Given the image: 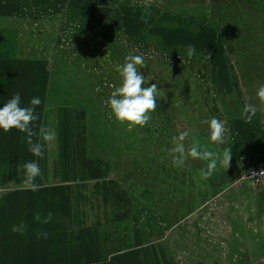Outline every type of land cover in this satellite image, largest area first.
<instances>
[{"label":"rangeland","instance_id":"obj_1","mask_svg":"<svg viewBox=\"0 0 264 264\" xmlns=\"http://www.w3.org/2000/svg\"><path fill=\"white\" fill-rule=\"evenodd\" d=\"M220 3L213 10L209 0H33L23 18L40 69L34 79L48 86L54 141L71 127L73 162L103 166L112 210L101 232L104 259L151 242L164 264H264V196L239 189L244 167L221 163L225 142L213 143L208 126L235 107L222 91L227 79L238 84L241 68H264V0ZM128 55L144 58V86L159 89L150 120L131 129L108 104ZM243 79L264 85L262 72ZM52 144L44 160L54 163ZM180 144L183 152L174 151Z\"/></svg>","mask_w":264,"mask_h":264},{"label":"crops","instance_id":"obj_2","mask_svg":"<svg viewBox=\"0 0 264 264\" xmlns=\"http://www.w3.org/2000/svg\"><path fill=\"white\" fill-rule=\"evenodd\" d=\"M209 5L216 10L217 5L224 3L209 0ZM226 7L218 10L226 12ZM33 8V0H0V107L16 93L20 94L21 107L30 106V100L39 97L41 103L35 106L38 119L30 125L34 133L31 140L43 146V155L35 156L29 151L26 133L0 129V264H164L159 249L155 248L158 244L151 242L104 259L101 232L111 226L112 210L103 166L93 161L73 162L76 143L72 142L71 127L67 132L65 129L57 132V142L43 140L41 128L49 131L48 86H41L39 77L34 79V68L38 75L40 69L32 63L33 56L27 50L31 36L28 33L26 39L21 31L23 18ZM243 10L253 11L239 5L238 11ZM210 14L213 19L223 16L215 18L213 11ZM259 58L255 53V59ZM256 66L241 68L240 82L234 84L232 79H227L222 89L229 103L234 100L226 105L235 107L225 108L227 114L222 122L225 148L236 166L247 167L264 158V103L256 95L257 86L243 79L261 72L264 75V68L255 70ZM249 104L257 112L246 123L242 109ZM58 123L59 127L64 126L62 121ZM52 143L57 150L54 163L44 160ZM29 161L36 162L40 168L35 180L39 185L37 190L28 189L23 183V165ZM239 189L264 196V183L256 190L248 185ZM14 227L18 230L13 231Z\"/></svg>","mask_w":264,"mask_h":264},{"label":"clouds","instance_id":"obj_3","mask_svg":"<svg viewBox=\"0 0 264 264\" xmlns=\"http://www.w3.org/2000/svg\"><path fill=\"white\" fill-rule=\"evenodd\" d=\"M187 56L191 58L195 54V49L189 46L186 49ZM211 54L209 53V56ZM139 66V68H138ZM145 67L144 58L140 55H128L125 57V62L122 65L117 66V71L121 76V85L116 87L112 91L108 104L115 119L122 123L127 124L131 129L135 126L143 127L151 118V113L157 108V84L153 83L151 86L145 87L146 77L141 74L140 69ZM258 99L264 102V85H261L256 93ZM41 103L39 97H33L30 100V106L21 107V97L19 93H16L10 100H8L3 107H0V129L4 132H8L11 129H16L22 133H26L27 142L29 144V151L35 156L43 155V146L39 143H33L31 137L34 135L30 125L38 119L35 115V106ZM257 109L252 105H245L242 109V116H244L245 122L250 123L252 118L256 115ZM210 130V139L213 143L220 144L224 142L225 127L224 124L216 118H212L208 122ZM42 138L45 142L51 143L55 140V132L47 131L41 128ZM189 135L188 131L181 132L179 134V141H183ZM174 151L183 152V145L180 144ZM191 155L198 157L201 153L194 147L191 149ZM205 158H213L215 154L211 151L203 152ZM231 153L229 150H225L223 153V159L221 161L224 165H229ZM182 162V161H181ZM216 166L215 159H212V163L209 165L210 169H214ZM24 169V185L31 190H37L39 185L35 183L36 178L40 175V168L34 161L26 162L23 165ZM37 218L39 216L37 215ZM48 219H51L49 214ZM47 222V221H46ZM17 228H13V231H17ZM46 236V234H44Z\"/></svg>","mask_w":264,"mask_h":264},{"label":"built area","instance_id":"obj_4","mask_svg":"<svg viewBox=\"0 0 264 264\" xmlns=\"http://www.w3.org/2000/svg\"><path fill=\"white\" fill-rule=\"evenodd\" d=\"M264 183V158L256 163L244 167L239 174L236 185L243 188L248 185L250 189L256 190Z\"/></svg>","mask_w":264,"mask_h":264},{"label":"trees","instance_id":"obj_5","mask_svg":"<svg viewBox=\"0 0 264 264\" xmlns=\"http://www.w3.org/2000/svg\"><path fill=\"white\" fill-rule=\"evenodd\" d=\"M87 161H88V160H87ZM87 163H88V162H87ZM87 163H86V164H87Z\"/></svg>","mask_w":264,"mask_h":264}]
</instances>
